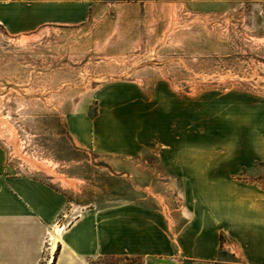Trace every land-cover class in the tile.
I'll return each mask as SVG.
<instances>
[{"label": "crops", "instance_id": "crops-1", "mask_svg": "<svg viewBox=\"0 0 264 264\" xmlns=\"http://www.w3.org/2000/svg\"><path fill=\"white\" fill-rule=\"evenodd\" d=\"M143 1L0 0V26L10 35H31L49 25L77 26L113 9L124 15L126 6ZM238 1L174 5L224 12ZM254 1L264 29V0ZM94 99V114L87 107L65 114L74 144L124 157L156 151L165 176L182 184L181 206H90L67 220V194L26 171L0 141V264H92L106 256L141 257L144 264H264V176L248 174L264 165V113L250 110L243 118L236 102L216 99L207 106L202 98L193 117L190 98L163 81L151 94L135 82H111ZM49 235L57 239V252L43 258Z\"/></svg>", "mask_w": 264, "mask_h": 264}, {"label": "rangeland", "instance_id": "rangeland-1", "mask_svg": "<svg viewBox=\"0 0 264 264\" xmlns=\"http://www.w3.org/2000/svg\"><path fill=\"white\" fill-rule=\"evenodd\" d=\"M175 2L145 0L141 7L126 6L124 15L113 9L77 26L49 25L31 35H10L0 26V115L15 129L24 154L73 184L25 162L8 140L10 133L0 134V141L26 171L67 194V220L90 206L131 201L166 210L181 206L182 184L165 176L156 151L124 157L74 144L65 114L82 107L94 114V96L103 85L135 82L151 94L163 81L190 98L193 117L202 98L207 106L216 99L236 102L243 118L250 110L264 113V29L258 3L241 0L224 12H205L183 10ZM248 174L264 176V165ZM57 232L58 226L52 234ZM50 241L49 235L43 258L50 257ZM91 261L141 264L137 257L124 256Z\"/></svg>", "mask_w": 264, "mask_h": 264}, {"label": "bare ground", "instance_id": "bare-ground-1", "mask_svg": "<svg viewBox=\"0 0 264 264\" xmlns=\"http://www.w3.org/2000/svg\"><path fill=\"white\" fill-rule=\"evenodd\" d=\"M8 133L11 134V136L9 137L8 140L13 145L15 153H17L19 156H21L25 160V162H27L32 167H35L37 169H42V170H45L51 174L56 175L55 177L60 179L65 184H73V180H71L70 178L62 176L57 171H55L53 168H51L47 164L41 162L40 160L28 156V154L27 155L24 154L23 151L21 150L20 140L18 139V136H17L15 129L11 126V124H9V122H7L5 117L0 115V134L2 136H6ZM56 248H57V239L53 238L50 241V257L53 256L54 250Z\"/></svg>", "mask_w": 264, "mask_h": 264}, {"label": "trees", "instance_id": "trees-1", "mask_svg": "<svg viewBox=\"0 0 264 264\" xmlns=\"http://www.w3.org/2000/svg\"><path fill=\"white\" fill-rule=\"evenodd\" d=\"M106 257H121V256H106ZM124 257H129V256H124ZM137 258L141 259V264H144L143 259L141 257H137ZM54 260H56V257L54 258ZM92 264L94 263L92 262Z\"/></svg>", "mask_w": 264, "mask_h": 264}]
</instances>
